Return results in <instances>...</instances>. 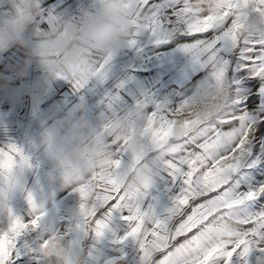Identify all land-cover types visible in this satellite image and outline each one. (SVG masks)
<instances>
[{
    "label": "snow or ice",
    "instance_id": "1",
    "mask_svg": "<svg viewBox=\"0 0 264 264\" xmlns=\"http://www.w3.org/2000/svg\"><path fill=\"white\" fill-rule=\"evenodd\" d=\"M249 5L260 11L264 0H218L223 11L216 15L203 14L196 0H130L126 4L138 9L131 20L129 45L144 30L158 41L176 34L191 39L183 50L210 70V84L227 81L230 95L226 106L203 119L192 111L194 97L171 111L157 105L146 114L138 106L152 144L168 149L162 164L179 184V193L165 215L141 212L137 205L141 193L120 187L121 169L130 157L127 142L117 138L113 158L79 178L74 189L80 197L78 230L101 236L113 212L126 210L122 218L129 224L127 235L139 243L141 264H248L251 252L264 253V166L253 169L258 180L254 184L246 185L241 175L242 168H252L264 159V109L250 112L258 95L264 96V37L243 35L236 12ZM111 59L97 63L92 71L77 70L76 78L57 76L82 88L91 77H102ZM244 80L250 92L243 90ZM104 130L108 131L107 125ZM17 162L30 166L15 144L0 147V172ZM28 200L32 204L31 196ZM253 203L262 210L249 211ZM230 217L235 228L225 227ZM38 222L39 216L11 220L8 230L0 234V264H12L16 238L35 229ZM62 239L57 234L44 238L39 249L42 256L50 260L51 249ZM157 253L160 259H154Z\"/></svg>",
    "mask_w": 264,
    "mask_h": 264
},
{
    "label": "crops",
    "instance_id": "2",
    "mask_svg": "<svg viewBox=\"0 0 264 264\" xmlns=\"http://www.w3.org/2000/svg\"><path fill=\"white\" fill-rule=\"evenodd\" d=\"M38 4L40 18L30 33L34 38L62 22L74 20L91 6L92 0H38ZM8 8L5 0H0V17L5 16ZM134 39L135 44H128L111 59L102 77H91L82 88H76L72 80L57 78L47 94L34 102L30 92L43 75L34 64L23 80H13L7 92L0 91V147L15 144L30 164L25 168L23 190L11 201L10 213L0 215V234L8 230L14 217L29 221L39 216L35 229L29 228L16 238L12 264H51L39 251L42 240L51 234L60 235L85 253L88 264H141L139 243L127 235L129 224L122 218L126 210L113 212L101 236L76 228L79 194L61 179H50L52 164L41 146L44 131L63 120L76 106H83L94 122L114 110L129 113L140 105V111L146 114L155 111L157 105H162L163 111H171L193 97L200 85L212 82L210 70L183 50L191 39L176 34L158 41L149 30L137 33ZM23 58L24 51L17 45L0 48V76L11 75ZM262 103L264 96L250 112L264 109ZM259 164L258 161L252 168H242L246 185L258 182L253 169L261 168ZM178 193L179 184L161 164L153 183L138 195L137 205L143 213L154 211L163 216ZM261 210L255 203L249 207L252 212ZM160 258V253L154 257Z\"/></svg>",
    "mask_w": 264,
    "mask_h": 264
},
{
    "label": "clouds",
    "instance_id": "3",
    "mask_svg": "<svg viewBox=\"0 0 264 264\" xmlns=\"http://www.w3.org/2000/svg\"><path fill=\"white\" fill-rule=\"evenodd\" d=\"M9 6L0 17V48L19 46L24 58L11 75L0 76V91L7 92L13 80H23L35 64L43 75L30 92L31 99L39 102L47 94L57 73L76 78L77 70L92 71L96 64L119 54L128 45L133 31L131 20L138 14L130 0H92L91 6L74 20L51 27L38 37L30 35L40 18L38 0H5ZM196 6L205 15H216L218 0H196ZM255 5L236 10L243 24L242 34L264 37V6L255 11ZM231 85L202 84L193 94L192 111L202 119L214 114L218 107L226 106ZM108 126V131L104 126ZM145 120L138 111L122 113L112 111L95 122L88 118L83 106L71 109L63 120L46 129L41 146L52 164L50 179H61L76 187L79 178L87 177L113 158V140L126 141L129 154L121 169L122 191L142 193L158 175V167L167 158L168 149L152 144L145 133ZM132 157H139L138 160ZM26 164L17 162L11 169L0 172V215L10 213V204L18 191L24 188ZM78 221L80 216H78ZM225 227L235 228L230 217ZM48 236L45 237V239ZM51 264H88L89 258L73 244L61 240L51 249Z\"/></svg>",
    "mask_w": 264,
    "mask_h": 264
},
{
    "label": "rangeland",
    "instance_id": "4",
    "mask_svg": "<svg viewBox=\"0 0 264 264\" xmlns=\"http://www.w3.org/2000/svg\"><path fill=\"white\" fill-rule=\"evenodd\" d=\"M242 87H243V90L245 92L251 91V89L248 87L247 80L242 81ZM260 97L261 96L258 95L257 101L260 100ZM258 104L261 105L260 103H258ZM262 105L264 106V103H262ZM259 162H260V164H259L260 167L264 166V159H260ZM254 254H256V255H254ZM248 264H264V253H261V252L256 251V250L254 253V251H253L251 253V255L249 254V256H248Z\"/></svg>",
    "mask_w": 264,
    "mask_h": 264
}]
</instances>
